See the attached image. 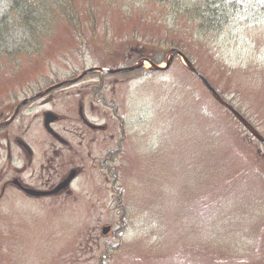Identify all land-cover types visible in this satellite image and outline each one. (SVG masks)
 <instances>
[{
	"label": "rangeland",
	"instance_id": "obj_1",
	"mask_svg": "<svg viewBox=\"0 0 264 264\" xmlns=\"http://www.w3.org/2000/svg\"><path fill=\"white\" fill-rule=\"evenodd\" d=\"M62 1L74 21H47L36 50L0 61V112L87 68L138 61L141 47L128 40L136 27L154 42L181 40L194 66L264 136V0H231L242 9L239 19L207 38L181 16L171 24L164 6L146 7L149 29L123 19L128 10L107 0ZM143 74L104 76L100 96L115 100L126 138L109 126L83 149L91 156L74 197L2 206L0 264H264V147L179 58L167 72ZM85 79L56 91L55 108L72 105L69 91L104 86ZM112 108L101 104L92 116L114 124L104 114ZM121 143L105 169L100 161ZM106 223L113 227L103 237Z\"/></svg>",
	"mask_w": 264,
	"mask_h": 264
},
{
	"label": "flooded vegetation",
	"instance_id": "obj_2",
	"mask_svg": "<svg viewBox=\"0 0 264 264\" xmlns=\"http://www.w3.org/2000/svg\"><path fill=\"white\" fill-rule=\"evenodd\" d=\"M83 97L85 95L82 96V99ZM82 99L77 102L79 106L82 105ZM57 102L58 100L52 96L48 101L42 103V107L49 104V107L52 108L51 113L55 115L53 108H55ZM92 108V103H90L87 109L91 111ZM65 109V114H61L58 121L63 123L71 121L70 132L73 135L77 134L83 143L87 140L91 144L92 140H95L100 133L96 130L91 132L92 130L85 127L81 120L75 121L72 118L75 114L74 106L71 107L67 104ZM21 111L23 109L19 111L18 115ZM3 114L4 112L0 113V200L9 191L30 199L33 197L26 194L24 190L52 193L55 187L67 176L69 170L76 169L78 175L84 171V166L77 164V160L82 162L83 153L81 151L79 154V151L76 152L71 145L67 144H64L62 148L59 147L57 141L51 139V135L47 133L46 137L29 135L27 138L26 136L32 133L30 126H25L20 118L17 119L18 116L12 122H8L11 116L3 119ZM44 114L45 112H43ZM53 115H47V117L53 119ZM76 126L80 127L77 128ZM105 128L107 130V127L101 130ZM63 131L67 133L66 128ZM113 137L112 135L111 138ZM24 142L31 147V151L24 145ZM83 143L78 145L79 149L86 148ZM69 151L73 154L69 155ZM64 193L70 194L69 191H64L60 194L48 196V198L59 199Z\"/></svg>",
	"mask_w": 264,
	"mask_h": 264
},
{
	"label": "trees",
	"instance_id": "obj_3",
	"mask_svg": "<svg viewBox=\"0 0 264 264\" xmlns=\"http://www.w3.org/2000/svg\"><path fill=\"white\" fill-rule=\"evenodd\" d=\"M0 0V59H16L24 54V50L31 51L32 41L43 31L44 24L58 17L72 22L74 18L69 13V7L60 4L59 0ZM140 0H135L137 4ZM146 3L169 4L174 9L187 5L193 0H145ZM214 3L209 5L215 8ZM217 9V8H215ZM224 11L228 10L226 6L222 7ZM213 13L215 10H212ZM217 11V10H216ZM209 12V11H208ZM204 15L203 11L197 5L193 6L192 18L202 22L201 26L209 23L207 17H218L217 13ZM60 15V16H59ZM207 16V17H206ZM213 17V21H214ZM212 21V22H213ZM222 26V25H220ZM215 28V27H213ZM180 43V42H177ZM28 45V46H27Z\"/></svg>",
	"mask_w": 264,
	"mask_h": 264
},
{
	"label": "water",
	"instance_id": "obj_4",
	"mask_svg": "<svg viewBox=\"0 0 264 264\" xmlns=\"http://www.w3.org/2000/svg\"><path fill=\"white\" fill-rule=\"evenodd\" d=\"M175 53V52H174ZM168 65H169V63H168ZM104 72H106V71H104ZM201 77V76H200ZM202 78V80L204 81V83L207 85V87L213 92V94H214V96L217 98V99H219L218 98V96H217V94L213 91V89L211 88V86L204 80V78L203 77H201ZM230 108V107H229ZM232 111H233V113L240 119V121L253 133V134H255L263 143H264V140L261 138V137H259V135L251 128V126L243 119V118H241L240 116H239V114L238 113H236L232 108H230Z\"/></svg>",
	"mask_w": 264,
	"mask_h": 264
}]
</instances>
